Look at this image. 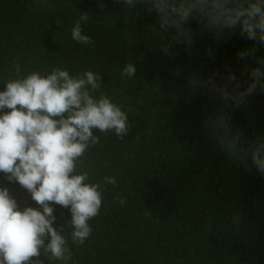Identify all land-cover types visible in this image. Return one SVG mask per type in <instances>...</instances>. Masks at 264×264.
Instances as JSON below:
<instances>
[{"label": "trees", "instance_id": "1", "mask_svg": "<svg viewBox=\"0 0 264 264\" xmlns=\"http://www.w3.org/2000/svg\"><path fill=\"white\" fill-rule=\"evenodd\" d=\"M81 15L88 16L82 22L92 39L87 45L71 37ZM188 26L195 33L190 50L172 43L169 55L160 49L166 38L151 33L158 28L156 14L140 6L0 0V91L16 78L17 65L21 76L55 68L72 77L92 71L102 77L92 95L108 96L128 117L123 138L94 129L99 143L77 161V174H89L86 182L117 181L105 186L99 213L88 221L89 238L76 244L70 212L56 205L54 227L60 226L71 257L58 261L41 250L43 264H264V174L226 155L206 123L222 103L188 84L189 73L220 82L231 72L243 88L255 61L239 52L255 46V55L264 58V45L238 28L216 39L196 21ZM128 63L136 67L132 77L121 75ZM227 110L233 130L264 137V91ZM0 185L19 205L38 207L2 173Z\"/></svg>", "mask_w": 264, "mask_h": 264}, {"label": "clouds", "instance_id": "2", "mask_svg": "<svg viewBox=\"0 0 264 264\" xmlns=\"http://www.w3.org/2000/svg\"><path fill=\"white\" fill-rule=\"evenodd\" d=\"M119 2L156 14L158 28L152 27L151 33L166 38L160 49L169 55L172 43H183L190 50L195 35L188 26L191 21L216 39L238 28L242 36L264 45V0ZM87 20V15H81L71 31L72 39L85 45L92 42L82 31V22ZM170 31L172 35L166 36ZM256 51L253 46L239 52L241 59L252 56L255 61L247 69L250 79L243 88L231 72L220 82L211 74L204 79L189 73L188 84L192 91H211L222 103L206 123L226 155L264 174V137L249 138L241 130H233L227 110L241 106L257 90L264 91V58L256 56ZM15 73L16 78L6 81L0 91V173L7 182L25 189L38 207L19 205L9 188L0 185V264H43L41 250L66 261L71 251L57 230L60 226L54 227L55 206L70 212L71 239L83 244L92 232L88 221L99 213L105 186L117 181L104 177L103 183H88V172L77 174V161L99 143L94 129L123 138L129 130L128 117L108 96L97 99L92 95L101 87L99 73L86 71L72 77L67 70L55 68L44 76L38 71L21 76L18 65ZM135 74L134 63L126 64L121 73ZM118 202L125 203L124 199Z\"/></svg>", "mask_w": 264, "mask_h": 264}]
</instances>
